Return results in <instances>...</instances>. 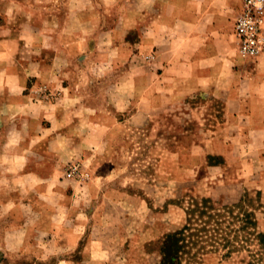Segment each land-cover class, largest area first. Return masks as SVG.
<instances>
[{
    "label": "crops",
    "instance_id": "crops-1",
    "mask_svg": "<svg viewBox=\"0 0 264 264\" xmlns=\"http://www.w3.org/2000/svg\"><path fill=\"white\" fill-rule=\"evenodd\" d=\"M20 3L0 1V215L6 222L0 247L6 258L32 264L112 259L95 247L93 228L114 224L89 214L91 203L109 197L103 184L110 176H96L83 189L62 178L64 163L110 147L106 137L122 123L141 126L177 94L199 88H209L228 117L191 161L205 163L199 181L210 187L235 181L264 194V55L247 59L236 49L241 0H68L66 17L57 5L42 8L39 19L28 6L21 15ZM71 21L77 25L68 31L64 23ZM55 22L62 27L53 28ZM80 25L85 32L77 31ZM91 33L105 36L106 47L87 39ZM97 50L105 53L94 59ZM67 51L80 54L75 65L88 59L91 67L105 66L106 75L116 71L104 78L100 99L93 83L86 97L81 81L66 74ZM40 82L59 95L35 101L30 89Z\"/></svg>",
    "mask_w": 264,
    "mask_h": 264
},
{
    "label": "rangeland",
    "instance_id": "rangeland-1",
    "mask_svg": "<svg viewBox=\"0 0 264 264\" xmlns=\"http://www.w3.org/2000/svg\"><path fill=\"white\" fill-rule=\"evenodd\" d=\"M0 1L10 4L13 0ZM18 1L21 2L18 5L21 15H25L23 13L28 6L38 19L42 8L53 10L60 5L66 8L60 14L65 16L68 8L72 7L68 0ZM62 25L55 22L53 28ZM64 25L70 31L77 21ZM76 29L82 33L86 31L83 25ZM89 37L98 40L101 47H106L105 36L97 39L96 34L91 33L87 39ZM104 53V50H97L94 59L103 57ZM109 53L110 56L115 55L114 51ZM63 55L67 64L66 74L81 81L78 90L81 89L80 92L88 97L93 83L92 90L94 87L100 99L106 90L104 78L114 76L116 71L106 75L105 66L92 63L91 67L88 59H85L86 63L75 65L80 54L74 51ZM30 93L35 101H42L56 98L60 91L47 82H40L31 87ZM210 94L209 88L179 93L170 104L152 111L143 125L123 126L122 123L118 126L120 128L109 133L106 138L110 147L101 152L96 148V151L88 149V154L64 163L62 178L78 182L83 189L96 176H110L103 184V188L109 190V197L97 199V205L91 203L89 214L93 215L91 220L95 222L114 224L108 230L98 225L93 228L97 239L95 247L98 251L106 249L113 258L88 264H264L262 190L255 187L243 189L235 181L229 185L215 181L210 187L198 179L203 174L205 163L200 160L191 163L197 154H202L208 138L228 122L222 101ZM119 118H123L122 114ZM215 160L216 157H209L210 162ZM257 168V164L251 167L252 174ZM211 190L213 196L202 195ZM202 198L214 201V212L221 214L217 233L220 242L211 245L208 241L198 240L193 244V239L185 236L179 240L176 253L164 252L163 238L187 223L188 212ZM192 216V226L201 222L196 213ZM5 223V215H0V227ZM225 239L231 244L222 245ZM54 261L49 260L45 264H53ZM17 262L32 264L18 256L6 258L0 247V264Z\"/></svg>",
    "mask_w": 264,
    "mask_h": 264
},
{
    "label": "built area",
    "instance_id": "built-area-1",
    "mask_svg": "<svg viewBox=\"0 0 264 264\" xmlns=\"http://www.w3.org/2000/svg\"><path fill=\"white\" fill-rule=\"evenodd\" d=\"M234 37L241 57L264 55V0H241L234 21Z\"/></svg>",
    "mask_w": 264,
    "mask_h": 264
},
{
    "label": "trees",
    "instance_id": "trees-1",
    "mask_svg": "<svg viewBox=\"0 0 264 264\" xmlns=\"http://www.w3.org/2000/svg\"><path fill=\"white\" fill-rule=\"evenodd\" d=\"M214 210V201L210 198H202L200 202L195 203L194 207L188 212L187 223L181 229L169 233L163 238L164 252L176 253V247L179 245V240H182L185 236L191 240L193 239V244L198 242V240H203L208 241L211 245H217L218 242H220V239L217 237V233L220 229L219 215L221 214L219 211L214 212ZM195 213L199 217L197 219L201 222L192 226L193 223H191V219L193 218L192 215ZM258 235H260V233H258ZM230 244L231 243L226 240L222 245L228 246Z\"/></svg>",
    "mask_w": 264,
    "mask_h": 264
}]
</instances>
